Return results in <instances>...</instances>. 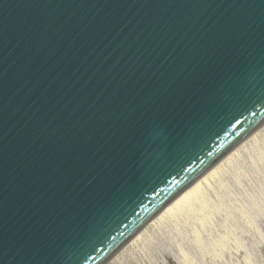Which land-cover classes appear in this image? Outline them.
Returning a JSON list of instances; mask_svg holds the SVG:
<instances>
[{"label": "water", "instance_id": "1", "mask_svg": "<svg viewBox=\"0 0 264 264\" xmlns=\"http://www.w3.org/2000/svg\"><path fill=\"white\" fill-rule=\"evenodd\" d=\"M264 123V0H0V264H105Z\"/></svg>", "mask_w": 264, "mask_h": 264}, {"label": "rangeland", "instance_id": "2", "mask_svg": "<svg viewBox=\"0 0 264 264\" xmlns=\"http://www.w3.org/2000/svg\"><path fill=\"white\" fill-rule=\"evenodd\" d=\"M263 157L264 128L240 157L230 160L204 184V193H200L204 204H195L152 229L153 244L177 245L190 254L193 264H212L215 256V264H244L245 259L248 264H264V242L240 213L250 202L264 206L256 196L264 188V162L259 160ZM202 216L204 224L200 223ZM255 229L264 238V222L257 219Z\"/></svg>", "mask_w": 264, "mask_h": 264}, {"label": "bare ground", "instance_id": "3", "mask_svg": "<svg viewBox=\"0 0 264 264\" xmlns=\"http://www.w3.org/2000/svg\"><path fill=\"white\" fill-rule=\"evenodd\" d=\"M263 128L264 123L254 130L243 141L232 148L229 152H227L195 181L183 189L151 220H149L141 229H139L135 235H133L126 243H124L105 264H193L190 254H188L185 249L183 250L177 245L172 247L171 244L162 241H157L155 244H153L152 240L154 239L155 234L154 230L152 229L159 227V225L165 221V219L173 217L176 214H179V212L181 213V211L184 212L183 210L185 209L189 210L191 207L203 203L200 193H204L201 191L204 184L210 179L214 178L218 174L219 170L228 162H230V160L240 157L244 148L251 145L252 142L256 140V137L259 136L260 131ZM259 160L264 162V157L260 158ZM262 187H264V180L262 181ZM256 196L264 201V188ZM248 204L250 207L244 205V210H240L242 215L241 217L244 218L246 224L250 225L254 229L256 235L264 242V238H262L260 233L255 229V221L257 219H260L264 222V206L261 205L260 207L258 204L253 202ZM204 208H206V206ZM204 222H206V220L205 217L202 216L200 223L204 224ZM216 257L217 256H215L211 261L212 264H215ZM244 264H248L246 259L244 260Z\"/></svg>", "mask_w": 264, "mask_h": 264}]
</instances>
